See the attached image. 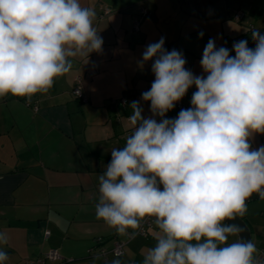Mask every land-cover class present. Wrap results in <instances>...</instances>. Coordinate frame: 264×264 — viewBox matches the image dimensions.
Segmentation results:
<instances>
[{"label":"clouds","instance_id":"clouds-1","mask_svg":"<svg viewBox=\"0 0 264 264\" xmlns=\"http://www.w3.org/2000/svg\"><path fill=\"white\" fill-rule=\"evenodd\" d=\"M95 18L81 0H0V97L30 103L71 71L73 58L100 52ZM252 39L254 49L235 42L234 57L210 39L199 76L186 69L182 52L164 48V38L142 54L141 64L154 59L155 79L141 97L152 116L131 102L130 134L111 149L95 206L96 218L120 235L154 218L156 243L142 264H264L250 239L228 243L243 228L225 223L247 213L253 193L264 200V146L250 142L264 134V34L255 30ZM192 86V107L165 118ZM8 256L0 250V264Z\"/></svg>","mask_w":264,"mask_h":264},{"label":"crops","instance_id":"crops-1","mask_svg":"<svg viewBox=\"0 0 264 264\" xmlns=\"http://www.w3.org/2000/svg\"><path fill=\"white\" fill-rule=\"evenodd\" d=\"M81 2L96 12L94 27L103 39L102 50L73 58L71 71L30 103L26 97H0V233L7 237L0 250L9 255L6 264H26L49 249L60 255L54 264H142L151 238L146 239L157 235V227L128 238L98 220L95 206L99 176L111 161V149L123 147L130 134L131 102H140L144 118L152 116L150 102L141 97L155 79L154 59L141 64L143 52L164 38L166 50L183 53L186 69L206 75L200 61L210 39L218 49L249 36V24L264 33V0ZM101 6L111 11L101 14ZM237 12L240 20L234 19ZM78 76L83 101L72 93ZM196 90L192 86L180 100L185 110L192 107ZM124 95V107L111 104ZM180 111L175 104L165 118H178ZM250 142L254 149L264 146V134H253ZM246 205L247 213L240 218L258 257L264 255V200L253 193ZM117 239L124 241L120 256L111 251ZM229 240L237 241V235Z\"/></svg>","mask_w":264,"mask_h":264},{"label":"built area","instance_id":"built-area-1","mask_svg":"<svg viewBox=\"0 0 264 264\" xmlns=\"http://www.w3.org/2000/svg\"><path fill=\"white\" fill-rule=\"evenodd\" d=\"M100 10H101V14H108L111 9L109 7H106V6H101L100 7ZM141 13L142 14H146L147 11L145 9H142L141 10ZM242 17V14L240 12H237L234 14V19L235 20H240V18ZM134 28L137 29V22L135 20L134 22ZM257 29H255L253 27L252 24H249L248 25V31H249V36L247 37H238V38H234L232 39L229 44L227 46H225V48L229 49V52L230 51H233V44L235 42H239L241 40H247L248 42V45H251V44H254L255 41L252 39V32L255 31ZM259 31V30H258ZM262 33V32H261ZM264 34V33H262ZM72 93L73 95L79 99V100H85V96L83 95L81 89H80V77H76L75 79V83H74V86L72 88ZM127 103V97L124 95V96H120L119 98H116V99H113L111 101V104L113 105H118V106H125ZM176 107L178 109H184V106L182 104L181 101L177 102L176 103ZM32 108H36L35 105H33ZM153 222H154V219L151 218V217H146L142 222H141V228L139 230H137V232L135 234H132V230L130 229L129 230V234L127 235L128 238H131L132 236H135V235H147V228L149 227H152L153 226ZM46 233H48V231H46ZM123 245H124V241L123 240H114L113 244H112V247H111V251L112 253L115 255V256H120L122 253H123ZM102 252H104V249L101 250ZM60 258V255L58 253V251L56 249H49L48 251H46L42 256H39L33 260H28L26 261V264H54V262L56 260H58ZM258 258H261V259H264V255H260L258 256Z\"/></svg>","mask_w":264,"mask_h":264},{"label":"water","instance_id":"water-1","mask_svg":"<svg viewBox=\"0 0 264 264\" xmlns=\"http://www.w3.org/2000/svg\"><path fill=\"white\" fill-rule=\"evenodd\" d=\"M256 44H251V45H248L249 48H255ZM230 55L231 56H235V51H231L230 52ZM225 223H228V224H232V223H235V224H238L240 227L243 228V231L241 233H239L237 235V238L240 239L241 237L245 240H249L250 239V231H249V228L248 226L246 225V223L240 218V217H237L235 220L233 221H225Z\"/></svg>","mask_w":264,"mask_h":264},{"label":"rangeland","instance_id":"rangeland-1","mask_svg":"<svg viewBox=\"0 0 264 264\" xmlns=\"http://www.w3.org/2000/svg\"><path fill=\"white\" fill-rule=\"evenodd\" d=\"M154 219V218H153ZM153 226H154V228H156V225H155V223L153 222ZM152 226V227H153ZM157 229V228H156ZM154 230V229H153ZM158 230V229H157ZM152 235V236H151ZM151 235L149 236V237H147V239L146 240H148L149 238H151V240H150V242H148L150 245H147L148 246V248H150V247H153L154 245H155V243H156V234H154L153 235V233H151ZM228 241H230L229 239H228Z\"/></svg>","mask_w":264,"mask_h":264},{"label":"trees","instance_id":"trees-1","mask_svg":"<svg viewBox=\"0 0 264 264\" xmlns=\"http://www.w3.org/2000/svg\"><path fill=\"white\" fill-rule=\"evenodd\" d=\"M228 243H229V241H228Z\"/></svg>","mask_w":264,"mask_h":264}]
</instances>
